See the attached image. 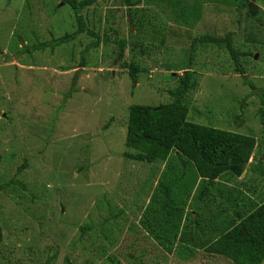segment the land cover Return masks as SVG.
Wrapping results in <instances>:
<instances>
[{"label":"rangeland","instance_id":"rangeland-1","mask_svg":"<svg viewBox=\"0 0 264 264\" xmlns=\"http://www.w3.org/2000/svg\"><path fill=\"white\" fill-rule=\"evenodd\" d=\"M140 1L133 8L144 21L139 29L125 16L122 0H96L81 11L93 18L100 15L99 36L106 32L113 38L116 32L128 44L142 42V49L132 52L129 45L119 66H113L117 49L111 53V44L103 42L95 48L87 46L92 39L86 37L16 56V39L28 40L23 46L71 33L73 13L61 0H31L30 8L25 0H0V186L14 179L26 187L10 185L0 190V264H45L55 254L50 264H231L203 251H183L177 241L173 252L165 254L153 241L128 229L124 235L111 231L105 221L117 208L124 210L134 203L139 187L127 192L126 181L140 186L155 171L140 199L146 205L161 180L166 162L152 167L123 158L127 111L135 104L159 106L172 101L168 91L178 82L170 73L182 74L187 62L181 47L186 32L180 29L188 27L178 28L180 23L175 22L184 4L187 8L201 4L199 14L188 15L196 20L193 32L222 37L230 33L234 47L247 55L239 58L242 76L226 49L196 51L192 70L198 84L185 96L187 118L254 137L256 148L249 163L264 168V106L259 96L264 94V4L257 2L259 13L254 18L234 0H183L177 11L172 5L154 7ZM165 33L170 40L163 44ZM81 60L86 66H81ZM131 61L147 71L133 86L120 65ZM66 66L67 71L62 70ZM71 89L73 96L63 100ZM94 92L97 99L90 95ZM25 159L27 168L18 171ZM237 183L242 186L224 179L215 182L207 198L212 211L218 203L230 206L223 194L233 200V206L237 186L256 200L264 198V175L247 169ZM29 193L36 199L31 200ZM130 212L125 210L128 222L141 229L140 215L133 218ZM84 224L92 228L81 235L78 227Z\"/></svg>","mask_w":264,"mask_h":264},{"label":"trees","instance_id":"trees-1","mask_svg":"<svg viewBox=\"0 0 264 264\" xmlns=\"http://www.w3.org/2000/svg\"><path fill=\"white\" fill-rule=\"evenodd\" d=\"M29 1L31 0H25L24 5L30 8ZM122 1L127 11L125 16H128L134 28H141L144 22L142 15L133 10L135 5L140 4L141 1ZM182 1L145 0V3L148 6L172 5L175 6L174 9L177 11L176 7H180ZM234 1L239 9H247V15L254 18L259 13L257 2L261 1V4H264V0ZM61 2L68 5L72 10L73 31L65 33L48 43L40 41L35 44L32 42V45L25 43V45L20 46L21 42L16 39L13 47L16 56L24 53L33 55L37 51L43 52L55 45L61 46L78 37H86L92 39V42L87 46L91 45L95 48L103 42V45L111 44L108 45L109 47L112 46L111 53L117 49L116 59L112 64L113 66L114 64L119 66L124 50L129 45L131 46V52L137 47L142 49V42L128 44L124 37L115 36L116 32H113V38L107 36L106 32L101 36L96 33L101 21L100 15H94L95 18H93L91 14L87 16L81 14L83 9L93 5L96 0H61ZM200 8L201 4H196L190 8H187L184 4L181 11L177 12L179 17L176 18L175 22L180 24L176 27L179 28L181 24L188 27V29H182V31L180 29L181 33L186 32L183 35L185 41L184 43L181 42V47H183L187 62L185 67L180 69L183 72L182 74L170 73L173 79L178 82V86L174 90L168 91L172 101L159 106L135 104L131 105L127 111L124 139V146L127 151L123 153V158L127 162L148 163L152 167H156L160 162H166L160 176L161 180L157 182L154 195L151 196L146 205L145 199L142 201L140 199L145 196L143 188L148 181H151L155 171H152L147 180L142 182L140 186L135 187L132 182L126 181L127 192L139 187L134 192L135 201L124 210L117 208V213L109 220L107 219L105 224L109 226L111 231H116L118 234L124 235V230L128 229L129 233L153 241L152 245L162 249L165 254L173 252L177 241L176 246L183 251L192 253L203 251L208 256L225 258L231 264H262L264 261V198L260 201L259 199L256 200L255 196L237 186L234 189V196L237 200L234 201L233 206V200L229 199L227 194H223V197L230 206L223 207V203H218L215 205V212L210 207L212 201L210 199L207 201L217 180L224 179L226 183L236 182V185H239L241 183H237V181L245 175L247 169L256 174L264 175V168L257 169L250 166L249 163L256 148L254 137L240 132L193 123L187 118L189 106L185 103V96L188 92L193 91L198 84L196 73L192 70L196 51L199 48L207 52H211L214 47L226 49L225 51L229 54L236 72L242 76H244V72L240 66L239 58L247 56L234 47L230 33L222 37L203 33L199 30L192 31L196 20H191L188 15L194 17V11L199 14ZM150 13H154V11L151 10ZM155 15L158 14L155 13ZM183 16L187 18L184 19ZM128 33L130 37H133L130 29ZM166 34L163 36V44L165 41L170 40L167 39L169 35ZM18 36L22 37L21 34ZM21 40L28 41L24 40V37ZM248 55L252 56V53ZM80 64L86 66L84 60H81ZM120 65L127 70V76L132 86L139 82L141 75L147 73L145 68H141L134 61L123 62ZM164 67L168 69L170 65L164 64ZM62 70L67 71V66L62 67ZM71 90L64 94L63 100L73 96L71 94L75 91ZM90 95L97 99V93H90ZM259 96L264 106V94ZM47 135H49L48 132ZM26 168L25 159L18 171ZM254 181H257V179ZM10 185H16L20 189L26 190L21 181L14 179L3 183L0 190ZM192 191H195V196L192 195ZM218 192L220 193V191ZM29 195L31 200H35L37 197L34 194L29 193ZM139 202L142 203L141 206ZM125 210L132 211L128 214L133 218L137 217L138 214L140 215L139 227L141 229L128 222L129 217ZM199 217L204 222L202 226L198 223ZM193 223L195 225H192ZM78 228L82 235L84 232L91 230L92 226L84 224ZM128 247L132 250L133 244H129ZM55 256L56 254L47 257L45 264H50ZM110 262L113 263L112 260ZM137 263L139 264V261Z\"/></svg>","mask_w":264,"mask_h":264},{"label":"water","instance_id":"water-1","mask_svg":"<svg viewBox=\"0 0 264 264\" xmlns=\"http://www.w3.org/2000/svg\"><path fill=\"white\" fill-rule=\"evenodd\" d=\"M129 26H130V28L132 29V25H131V24H129ZM21 43L23 44L22 40H21ZM256 56H257V55H255V58H256Z\"/></svg>","mask_w":264,"mask_h":264},{"label":"clouds","instance_id":"clouds-1","mask_svg":"<svg viewBox=\"0 0 264 264\" xmlns=\"http://www.w3.org/2000/svg\"><path fill=\"white\" fill-rule=\"evenodd\" d=\"M62 3V2H61ZM63 4V3H62ZM23 42V41H22ZM157 184V183H156ZM156 188V185H155V187L153 188V190ZM155 192V191H154ZM149 193V192H148Z\"/></svg>","mask_w":264,"mask_h":264}]
</instances>
